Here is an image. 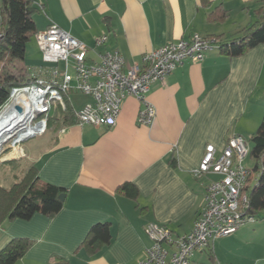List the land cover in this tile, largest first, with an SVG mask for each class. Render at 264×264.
I'll use <instances>...</instances> for the list:
<instances>
[{
	"label": "crops",
	"instance_id": "crops-1",
	"mask_svg": "<svg viewBox=\"0 0 264 264\" xmlns=\"http://www.w3.org/2000/svg\"><path fill=\"white\" fill-rule=\"evenodd\" d=\"M37 27L56 23L94 48L116 50L126 66L142 65L143 55L168 43L190 40L195 33L232 39L259 18L263 0H33ZM1 4V0H0ZM227 10L224 15L219 12ZM1 23V17H0ZM30 57V70L44 66ZM29 62V63H28ZM74 91H71L72 93ZM75 111L89 101L75 106ZM157 115L153 125L138 123L142 102L127 96L114 126L75 121L50 127L23 144L24 153L5 156L0 185L11 187L34 165L38 184L65 187L63 208L54 216L35 213L29 219L0 224V251L14 238L33 244L15 264H133L142 259L151 239L149 222L166 225L175 234L189 233L205 203L207 186L219 178L193 170L207 145L220 155L230 136L249 139L264 117V44L239 57L219 49L201 60L187 59L147 95ZM63 121V120H62ZM65 128L64 132H61ZM14 160L16 163H6ZM131 182L138 195L121 186ZM260 221V220H259ZM257 221V222H259ZM248 223L198 251L191 264H264V222ZM108 223L109 243L86 245L93 225Z\"/></svg>",
	"mask_w": 264,
	"mask_h": 264
},
{
	"label": "built area",
	"instance_id": "built-area-1",
	"mask_svg": "<svg viewBox=\"0 0 264 264\" xmlns=\"http://www.w3.org/2000/svg\"><path fill=\"white\" fill-rule=\"evenodd\" d=\"M35 37L44 66L33 72V82L13 87L0 107V160L5 154L22 156L26 141L45 135L52 109H65V98L71 91L92 97L91 102L75 111L80 126H114L127 96H135L143 104L138 123L153 125L157 111L147 98L151 85L185 60H201L207 52L218 49L217 38L195 33L190 40L168 43L144 54L142 65L126 66L125 58L116 50L96 52L98 60L89 56L107 43L106 34L96 38L94 48L56 23L38 31ZM5 147L10 150L5 152ZM250 148L248 139L240 135L230 136L220 155L214 145H207L193 174L199 177L214 173L219 178L207 186L205 203L193 229L177 235L166 225L149 222L145 231L152 243L144 257L133 264H191L195 253L216 239L264 219V212L257 216L248 210V187L253 176L244 160Z\"/></svg>",
	"mask_w": 264,
	"mask_h": 264
},
{
	"label": "trees",
	"instance_id": "trees-1",
	"mask_svg": "<svg viewBox=\"0 0 264 264\" xmlns=\"http://www.w3.org/2000/svg\"><path fill=\"white\" fill-rule=\"evenodd\" d=\"M39 10L40 7L36 6L33 0H1L0 107L9 99L13 87L34 81L32 77L34 71L24 63L27 45L31 37L39 31L34 19V14ZM221 13L225 15L227 10L223 9L218 14ZM261 44H264V3L259 8V18L242 29L238 37L225 40L218 38V49L232 58L239 57ZM17 63L24 65L18 67ZM65 100V109L61 106L52 109L49 127H57L60 123L76 120L67 96ZM248 141L252 142L249 154L255 159L254 167L250 168L253 181L248 187V210L259 216L264 212V117ZM4 163L0 162V166ZM6 163L16 162L10 160ZM38 175L37 168L30 165L11 187L0 185V224L5 219H29L35 213L54 216L63 208L65 201L60 199V195L66 193L67 189L49 182L38 184ZM121 188L132 191L134 197L138 195V188L131 182L124 183ZM110 240L111 231L108 223H97L92 226L85 244L96 247L109 243ZM32 244L33 241L25 237L12 239L0 251V264H15Z\"/></svg>",
	"mask_w": 264,
	"mask_h": 264
},
{
	"label": "rangeland",
	"instance_id": "rangeland-1",
	"mask_svg": "<svg viewBox=\"0 0 264 264\" xmlns=\"http://www.w3.org/2000/svg\"><path fill=\"white\" fill-rule=\"evenodd\" d=\"M30 57L32 60H35V61H38L40 60V52H39V47H38V44H37V41H36V37L35 35H33L31 37V40L29 41L28 45H27V58ZM26 58V60H27ZM26 63V61H25ZM29 63V62H28ZM27 64V63H26ZM24 65L23 63H17L16 66H22ZM70 96L75 104V106H79L83 103H85L86 101H89L90 100V97L89 95H86L84 93H81V92H77V91H74L72 93H70ZM50 128V127H49ZM249 140V139H248ZM252 146V142L250 141V147ZM9 149V147H5V152H7ZM4 155V154H3ZM6 156L9 155V154H5ZM4 155V156H5ZM3 157V156H2ZM244 164L245 166L249 167V168H253L254 167V164H255V159L249 154L245 160H244ZM259 221V220H258ZM257 222V221H256ZM264 222V219L260 220L259 222H257L256 224H259V223H262Z\"/></svg>",
	"mask_w": 264,
	"mask_h": 264
},
{
	"label": "water",
	"instance_id": "water-1",
	"mask_svg": "<svg viewBox=\"0 0 264 264\" xmlns=\"http://www.w3.org/2000/svg\"><path fill=\"white\" fill-rule=\"evenodd\" d=\"M19 110H21V108H19ZM65 198H66V193H62V194L60 195V199H61L62 201H64Z\"/></svg>",
	"mask_w": 264,
	"mask_h": 264
},
{
	"label": "bare ground",
	"instance_id": "bare-ground-1",
	"mask_svg": "<svg viewBox=\"0 0 264 264\" xmlns=\"http://www.w3.org/2000/svg\"><path fill=\"white\" fill-rule=\"evenodd\" d=\"M2 138L4 137V136H1Z\"/></svg>",
	"mask_w": 264,
	"mask_h": 264
}]
</instances>
